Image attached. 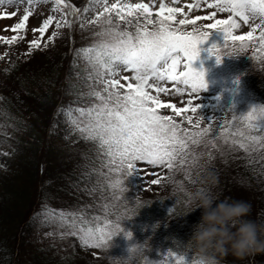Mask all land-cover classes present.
<instances>
[{
  "label": "trees",
  "instance_id": "trees-1",
  "mask_svg": "<svg viewBox=\"0 0 264 264\" xmlns=\"http://www.w3.org/2000/svg\"><path fill=\"white\" fill-rule=\"evenodd\" d=\"M49 2L39 0L34 11ZM67 3L89 6L88 0ZM101 10L96 5L95 11L89 12L95 18ZM66 12L62 8L55 19ZM67 19L72 21L68 15ZM116 19L113 14L114 22ZM119 23L121 30L135 32V26ZM197 24L195 27L208 31L204 22ZM100 30L82 20L58 30L54 22L39 49L29 48L34 38L24 37L12 45L0 42V264H176L177 257L190 264L195 253L184 245L202 218L204 210L193 209L196 195L204 187H210L221 200L249 202V218L264 221V151L248 153L219 138V126L235 123L234 116H243L254 106L264 107V58L251 47L231 57L225 55L229 50L222 48V62L217 64L208 49L212 44L222 47L224 39L222 33L213 32L192 65L204 71L211 99L204 107L196 105V113L189 110L176 116L169 108L159 110L190 131L192 126L184 119L187 116H192L193 122L202 118V128L211 125L209 138L189 147L197 158L195 163L189 156L183 166L171 172L163 167L149 178L142 170L145 163L137 162L139 171L130 177L126 173L110 175L98 142L85 139L78 131L67 139L61 131L69 108L87 109L98 103L88 93L102 85L88 79L91 70L77 52L97 43ZM53 32L57 38L49 43ZM13 35L6 29L0 33L9 39ZM73 116L81 119L75 111ZM209 139H214L215 146ZM158 177L165 179L159 185L151 184L150 180ZM107 178L119 179L124 191L104 185ZM34 208L33 219L21 236L22 220ZM73 216L86 221L94 217L101 222L122 221L133 235L126 243L125 239L110 240L103 248L83 245L78 234L68 248L36 246V235L44 233L43 224L62 231L69 229ZM18 243L23 245L20 251ZM257 255L243 260L228 255L223 264H256L252 258ZM260 256L264 261V253Z\"/></svg>",
  "mask_w": 264,
  "mask_h": 264
},
{
  "label": "snow or ice",
  "instance_id": "snow-or-ice-1",
  "mask_svg": "<svg viewBox=\"0 0 264 264\" xmlns=\"http://www.w3.org/2000/svg\"><path fill=\"white\" fill-rule=\"evenodd\" d=\"M6 2L9 5H29L24 9L19 22L10 29L14 35L10 39L0 37V42L12 45L24 39L21 33L27 30V22L33 14L30 6L34 0H0V6ZM35 2L38 3L39 0ZM53 3L54 12L66 8L68 13L58 20L49 15L39 28L33 29V32L40 33V38L30 42V49L41 48L44 33L54 22L58 30L62 27L71 28L75 21H69L67 15L78 17L82 13L95 11L96 5L102 8L94 19L88 21L100 27L101 30L96 33L99 41L77 52V56H82L91 70L88 79H94L97 84L102 85L100 90L92 88L88 93L98 103L87 109L69 108L65 115L85 139L98 142L107 158L106 166L110 175L126 173L130 177L139 171L137 162L164 167L169 172L186 164L189 156H192L195 163L197 158L189 151V147L200 145L209 138V134L213 133L211 125L202 128V118L193 122L192 116H187L184 119L193 130L182 128L173 116L162 115L159 110L169 108L176 116H180L189 110L196 113L198 107L193 106L192 100H189L188 108H177L175 104H165L159 94L171 91L183 95L185 88H190V94L207 90L204 71L196 70L192 65L200 57V46L208 42L212 32L222 33L224 39L222 47L212 44L208 49L209 55L215 56L217 64L222 62L219 54L222 48L228 49L225 55L231 57L234 53L245 52L251 47L264 58V0H193V3L185 5L188 13L199 10L202 4L208 9H214L208 15H197L195 18H189L184 8L167 6L161 0L155 13L156 20L151 19L152 6L143 2L122 3L121 0H116L109 4L108 0H88L89 6L84 8L73 6L67 0H53ZM172 3H179V0H172ZM218 12L230 15L227 19H216ZM177 13L184 17L178 22ZM113 14L117 22H114ZM16 15L17 12H3L0 13V19H11ZM129 17L136 20L134 33L120 29L119 22L132 24ZM140 17H143V24L140 23ZM236 17L245 25L257 18L260 23L246 34H235L240 28ZM198 21H213L204 27L214 31L195 27ZM149 25L153 26L151 30ZM185 25L194 27L192 31L185 32ZM56 38L57 33L53 32L49 43ZM182 61H186L183 71L179 70ZM121 71L130 76L121 77ZM121 79L126 83H121ZM163 81L172 83L173 87H162L160 82ZM153 92L156 94L153 95ZM73 111L81 119L74 117ZM233 121L235 123L229 122L227 127L219 126V138L225 143L230 141L232 145L248 153L264 151V135H261L264 133V107L254 106L247 114L234 116ZM208 142L215 146L214 139H209ZM163 179L165 178L153 179L151 184L159 185ZM120 185L119 179L110 183L114 190L123 192ZM68 227L73 235H79L83 245L93 248L105 247L119 232L124 231L119 223L113 224L107 219L101 222L99 217L86 221L83 217L73 216ZM126 235L131 239V232H126ZM176 264H189V261L184 257H177ZM190 264H195V258L191 259Z\"/></svg>",
  "mask_w": 264,
  "mask_h": 264
},
{
  "label": "rangeland",
  "instance_id": "rangeland-1",
  "mask_svg": "<svg viewBox=\"0 0 264 264\" xmlns=\"http://www.w3.org/2000/svg\"><path fill=\"white\" fill-rule=\"evenodd\" d=\"M114 2H116V0H108L109 4L114 3ZM121 2L122 3H141V2L149 3L150 6H152V11H153V16L151 17V19L156 20L157 17L155 15V13L159 9V3L161 2V0H121ZM209 2H211V0H209ZM35 3L36 2L34 0V3L30 6L33 14H32V16H30V18L27 22V30L25 32L21 33V35H23L26 38V40L33 39V38L36 39L38 36H40V33L39 32H33V29L39 28L42 25L43 21L45 19H47V17L49 15L54 16V17H57V15H58V12L53 11V8L55 7L53 0H50L48 5L42 7L41 9H38V11L40 10V12L34 11V4ZM164 3L170 7L184 8L185 12L188 13V9L185 7V5L189 4V3H193V0H179V3H172V0H164ZM153 4H154V6H153ZM26 7H29V5H27L26 3H13L12 5H9L7 2L3 6H0V13L17 12V15L11 19H0V33L3 32L5 29L10 30L14 24L19 22V20L21 19V17L24 14V9ZM212 11H214V9H208L205 4H202L201 8L199 10H194V11L188 13V15H189V18H195V16H197V15H208ZM67 13H68V9H67L66 14ZM229 15H230V13H227V12H218L216 19H227ZM68 16L70 17V20H72V21L73 20L74 21L82 20V23H84V24H90V23H88V21L94 19L93 15L90 12L82 13L78 17H73L71 15H68ZM182 18H184L182 15H180L179 13L176 14L177 22ZM235 19H237V22L240 23V28L236 30L235 34H246L255 25L260 23L259 18L255 19V20H250L247 25H245L243 23V21L239 20L238 17H236ZM130 20H132L131 25L135 26V24H136L135 18L131 17ZM116 21H117V19H116ZM202 22H204V25H207L209 23H212L213 21H202ZM140 23L143 24V17H140ZM148 27H149V30H151V28L153 26L149 25ZM193 27L194 26L185 25V26H183V31L190 32V31H192ZM208 31H214V30L208 29ZM212 34H213V32H212ZM212 34H211V36H212ZM184 63H186V61L181 62L179 70H181V71L185 70L183 67ZM195 63H197V61H195L194 64ZM125 75L130 76L129 73L121 71L120 76L123 77ZM117 78L119 79L120 77H117ZM121 83H126V81L121 79ZM150 83H151V81H150ZM160 83H161L162 87H166L169 89H171L173 87V84L168 82V81H163ZM179 87L184 88L183 85H179ZM211 91H213V90H211ZM152 94L155 95L156 93L153 92ZM159 98L165 104H168V103L175 104L177 106V108H188L189 107V105H188L189 100H192L194 106L199 105V107H204V104H207L208 100L211 99V94H209L208 91H206V90L201 91L199 93L190 94V88H185L183 95H179L175 92L170 91L168 94L160 93ZM61 131L63 132L64 136L67 139H72L76 135L77 129L74 125L70 124L69 121L66 119V121L63 122V125L61 126ZM162 168L163 167H152V166L147 165L145 163L142 167V170H143L144 174L150 175V176H148L149 178H153V177H155V174H158L161 171ZM150 181H152V180H150ZM111 182L112 181L107 178L106 181H104V185H108L110 187ZM35 212H36V209L35 208L32 209L27 214L24 221L22 220L21 236L24 233V231H26L27 225L30 223L31 219H33L32 216H34L33 214ZM113 223H115V224L119 223L121 229H123L124 231L119 232L117 234V237H114L113 240H111V241L117 242L121 239H125L124 243H126L127 240L129 239L126 235V232H131V234L133 235L131 227L126 226V225H122V223H123L122 221H119V222L113 221ZM43 226H44V231H43L44 233H40V234L36 235V238L39 240V241L36 240V246L41 247L42 249L56 248L57 245H59L62 248H68L70 245H72L74 243V240H73L74 235L71 233L70 228L69 229L64 228L62 231H57L49 223L43 224ZM22 246H23L22 243H18L17 251H20ZM36 249L38 250V248H36ZM129 249H132V246H129ZM98 253H100V252L98 251ZM257 254H258L257 256H253V258H252L253 262L256 264H264V261L260 258L261 257L260 253H257Z\"/></svg>",
  "mask_w": 264,
  "mask_h": 264
},
{
  "label": "clouds",
  "instance_id": "clouds-1",
  "mask_svg": "<svg viewBox=\"0 0 264 264\" xmlns=\"http://www.w3.org/2000/svg\"><path fill=\"white\" fill-rule=\"evenodd\" d=\"M194 204L193 211H204L184 247L195 253V264H223L228 255L243 260L264 253V221L249 218L252 210L249 202L221 200L210 187H204L197 193Z\"/></svg>",
  "mask_w": 264,
  "mask_h": 264
}]
</instances>
